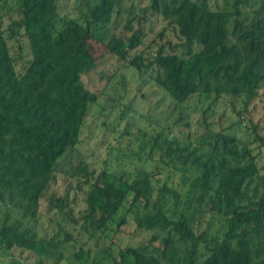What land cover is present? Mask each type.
<instances>
[{"label": "trees", "instance_id": "1", "mask_svg": "<svg viewBox=\"0 0 264 264\" xmlns=\"http://www.w3.org/2000/svg\"><path fill=\"white\" fill-rule=\"evenodd\" d=\"M120 1L78 0L80 13L63 16L61 0H17L7 21L0 16V259L40 263L43 253L61 264L64 247L76 240L70 227L96 238L129 207L117 229L133 213L136 231L151 236L120 248L112 264H264L260 158L230 132L207 131L196 147L170 138L165 128L149 142L169 169L166 179L178 172L187 183L182 204V181L160 183L144 170L132 177L104 168L96 176L82 156L77 173L89 185L84 211L75 215L64 199L46 198L57 164L78 149L90 111L100 103L82 80L97 62L71 24L138 75L157 70V85L174 109L196 97L212 99L210 108L228 96L248 114L264 83V0L250 20L237 8L250 0H237L234 11L208 0H145L139 8L135 2L114 34ZM153 18L166 22L160 39L169 30L177 41L149 44L146 26ZM192 204L210 215L204 228L187 218L185 208ZM56 215L61 219L54 222ZM43 219L56 227L48 240L39 238Z\"/></svg>", "mask_w": 264, "mask_h": 264}, {"label": "rangeland", "instance_id": "2", "mask_svg": "<svg viewBox=\"0 0 264 264\" xmlns=\"http://www.w3.org/2000/svg\"><path fill=\"white\" fill-rule=\"evenodd\" d=\"M208 1L213 7L234 11L237 0ZM61 2L65 13L62 14L63 16L80 13V9L77 11L80 7L78 0H61ZM144 2L145 0H121L111 24V33L120 34L126 12L133 6L132 4L135 3L139 8ZM258 2L259 0H250L238 4L237 8L240 9L241 16L246 20L253 18V10ZM17 3V0H0V16L5 18L6 14L14 10ZM5 20L7 21L6 18ZM71 25L73 36L83 35L85 44L97 62L91 72L82 76V80L87 88L99 95L100 103L90 111L83 128L82 143L78 149L69 152L57 164L55 179L47 191V199H55V202L57 199H64V205L72 209L75 215H80L84 211L89 185L85 184V178L77 173L79 159L82 156L89 164V170L94 171L96 176L104 168L114 173L128 172L132 177L138 170H144L153 171L156 178L160 179V183L167 181L171 184L182 181L177 187L182 193L180 202L182 204L187 197V183L181 179L178 172L175 173L176 175L172 173L173 176L166 179L169 169L162 164L161 152L159 150L151 152L150 149L149 142L165 128L170 138L190 142L196 147L207 131L230 132L241 142L250 144L254 153L260 158L259 163L264 174V142L259 141L264 137V83L261 85L258 97L249 107L248 114L243 112L240 101L228 96L220 97L210 108L212 99L203 101L196 97L183 107L174 109L173 100L157 85L155 79L157 70H150L142 76L138 75L134 69L119 61L104 45L91 40L90 35L82 28ZM165 27L167 26L164 20L153 18L146 26L147 42L149 44L154 40H159L160 43H166L168 40L176 42V37L169 30L166 31L163 39L158 37V33ZM233 102L236 109L241 112V117L233 109ZM121 115L123 118L120 117ZM180 115L183 119H179ZM207 148L208 145L201 147V149ZM148 156H151L150 159ZM126 211H121L116 221L110 223L107 230L96 238H88L87 235H81L78 229L70 227L69 230L76 240L64 247L61 264H112V259L118 257L120 248L137 246L142 241L148 240L150 233L136 231L133 213L127 214L128 221L117 229V222ZM185 213L190 222L195 226L199 224L200 228H204L211 219L203 206L195 204L185 208ZM53 218L56 222L61 216L56 215ZM218 226V223L214 224L216 230ZM55 230L53 222L43 219L39 226V238L48 240ZM38 259L40 263H34L33 259L22 261L23 264H52L55 257L38 253ZM7 263L8 259H0V264Z\"/></svg>", "mask_w": 264, "mask_h": 264}]
</instances>
